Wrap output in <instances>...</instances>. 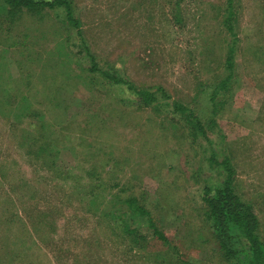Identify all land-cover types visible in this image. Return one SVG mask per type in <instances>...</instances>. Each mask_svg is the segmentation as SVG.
<instances>
[{
    "label": "rangeland",
    "instance_id": "1",
    "mask_svg": "<svg viewBox=\"0 0 264 264\" xmlns=\"http://www.w3.org/2000/svg\"><path fill=\"white\" fill-rule=\"evenodd\" d=\"M69 1L79 35L63 7L45 9L41 20L25 14L0 31V81L36 73L45 60L73 81L56 96L66 117L61 133L48 129L61 141L48 157L76 181L54 179L32 153L36 146L23 144L39 126L19 115L27 85L15 86L16 97L9 90L12 98L1 89L12 113L0 112V264H159V242L131 250L104 216L88 210L86 196L89 207L79 201L88 182L78 176L94 165L106 189L100 194L143 198L184 259L227 264L210 244H192L184 223L202 206V186L224 178L208 161L212 152L218 161L229 157L234 188L253 205L264 238V0L234 1L235 74L219 90L225 104L217 113L210 97L228 73L232 40L223 24L227 0ZM85 48L100 67L157 90V101L145 106L125 85L91 72ZM173 101L189 108L206 133L193 140Z\"/></svg>",
    "mask_w": 264,
    "mask_h": 264
},
{
    "label": "trees",
    "instance_id": "2",
    "mask_svg": "<svg viewBox=\"0 0 264 264\" xmlns=\"http://www.w3.org/2000/svg\"><path fill=\"white\" fill-rule=\"evenodd\" d=\"M234 1L227 0L226 2L223 24L232 36V40L227 46L224 60L228 73L218 82L210 97L213 113H217L218 110L223 108L225 100L221 102L217 100L219 90L228 89V82L235 74V52L238 45V33L235 30ZM58 7L64 8L66 22L72 24L79 35V21L74 16L69 0H0V31L2 29L10 30L9 27L17 19L25 16V14H30L35 19L38 17L41 20L45 9ZM27 35L25 34V37ZM63 47L64 49L61 50V53L64 55L66 48L65 46ZM85 49L90 58L89 70L91 72L101 74L111 84L125 85L127 89L140 98L141 104L145 106L157 101V90L151 91L138 88L120 77L116 72L100 67L96 57L90 54L87 48ZM21 63L24 65V62ZM58 67L60 66L58 65ZM58 67L51 60H45L40 70L36 73L30 71V73H27V77L24 74H20V79L10 78L7 82H5L6 80L0 81V90L2 89L6 95H10L12 98L13 95L11 91L8 92L9 90L15 89L14 97H16L18 91H20L16 87L21 86L23 83L27 85L26 89H23V95L21 96L23 105L19 115H27L28 119L38 122L39 126L35 130L32 129L35 135L29 134L27 135L28 137L24 135L25 143L23 144L31 147L36 146L32 153L36 155V159L41 162L42 166H47L48 169L54 171V179L63 177L64 180L76 182L70 172L67 171L64 174L54 169L53 167L56 166L54 158H51V160L48 157L54 153V149L60 147L61 142L58 141L60 140L59 138L55 139L50 136L48 129L50 128L51 130L52 127L51 131H54L55 134L61 133L64 129L63 123L66 117L62 107L60 108L61 98L56 96L61 91H69L66 89H68L69 85L72 86L73 83V81L64 80L61 77L62 71ZM20 81L22 82L21 84ZM34 104H39L42 109L37 107L35 109ZM5 105L6 102L0 100V112L10 116L12 108L7 109V105ZM172 107L174 112L184 117L180 119L185 124L188 135L193 140L197 138L199 133H206L204 124L199 118L195 117L189 108L174 101L172 102ZM208 161L222 168L224 178L220 183H205L202 186V206L195 211V214H192L190 221L184 222L188 236L190 235L194 241L192 244L199 246L210 244L213 253L227 264H264V238L261 235V222L253 205L244 200L234 188L235 168L233 164L228 156L218 161L214 152L210 154ZM97 167V165H94L86 168L84 174L78 176L79 180L83 178L87 179L86 181L88 182V184L80 186L83 196H81L79 201L81 200L82 204L87 205L84 200L86 196L87 200L91 201L90 207L87 205L90 208L88 210L97 212L102 217L104 216L107 226L111 230L113 229V232H117L120 238L127 242V246L129 245L131 250H146L150 245V239H153L165 249V251H159L155 254L159 264H204L201 262L192 263L183 258L177 245L169 239L158 219L144 203L143 198L141 199L135 194L121 196L119 193H115V195L108 194L109 197L106 198L100 194L106 189L103 186L102 178L98 174ZM97 190H99V193L96 192ZM77 195L80 196V194ZM114 225H116L115 228L118 231L112 228Z\"/></svg>",
    "mask_w": 264,
    "mask_h": 264
}]
</instances>
